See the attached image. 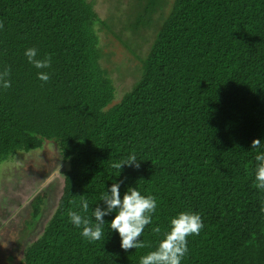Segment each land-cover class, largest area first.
<instances>
[{
    "label": "trees",
    "instance_id": "obj_1",
    "mask_svg": "<svg viewBox=\"0 0 264 264\" xmlns=\"http://www.w3.org/2000/svg\"><path fill=\"white\" fill-rule=\"evenodd\" d=\"M134 1L133 31L164 7ZM89 4L0 0V71L11 69V87L0 86V164L52 143L68 166L57 206L21 264H139L180 212L199 213L204 224L187 238L181 264H264V190L254 186L255 156L264 153V0H173L140 79L118 101L102 58L105 21ZM28 48L38 59L50 55L51 67L36 69ZM132 153L139 168L111 166ZM113 183L121 199L130 187L157 198L139 238L149 247L121 248L109 227L115 211L100 241L70 222V210L91 217L105 207L100 198ZM45 200L31 201L35 220Z\"/></svg>",
    "mask_w": 264,
    "mask_h": 264
},
{
    "label": "rangeland",
    "instance_id": "obj_2",
    "mask_svg": "<svg viewBox=\"0 0 264 264\" xmlns=\"http://www.w3.org/2000/svg\"><path fill=\"white\" fill-rule=\"evenodd\" d=\"M88 1L105 21L99 33L102 58L115 82L118 101L140 79L141 59L147 56L173 0H164V7L136 31L130 27L138 15L134 0ZM110 30L123 41H118ZM67 167L52 143L28 153L19 152L0 164V264H21L23 249L42 234L62 194V173ZM40 193L46 194V200L35 220L31 201Z\"/></svg>",
    "mask_w": 264,
    "mask_h": 264
},
{
    "label": "clouds",
    "instance_id": "obj_3",
    "mask_svg": "<svg viewBox=\"0 0 264 264\" xmlns=\"http://www.w3.org/2000/svg\"><path fill=\"white\" fill-rule=\"evenodd\" d=\"M0 27H3L0 24ZM38 51L36 48H28L25 56L28 62L36 69H48L51 67V56L46 55L43 59L37 58ZM10 68L0 71V86L4 89L11 87L9 79ZM38 79L47 83L50 76L47 72H38ZM261 140L254 139L251 143L252 149H259ZM258 162L255 171L254 186L264 190V153H258L255 156ZM135 153H132L126 160L112 163V167L119 170L124 165L140 167ZM105 207L97 206L92 211V216L87 217L79 212L70 210L68 217L70 222L77 228H81V236L89 242L100 241L104 236V217L115 211V217L109 227L111 230L118 232L121 238V248L127 252L130 249H142L150 245L142 242L139 238L142 236L145 227L152 223V215L157 209V198L153 195H142L135 188H128L121 199L120 183H113L101 196ZM80 207L83 213L89 211L87 199L81 196ZM264 211V207L261 208ZM94 218V220H93ZM204 224L199 213L180 212L177 217L170 221L169 231L163 233L155 250L140 258L139 264H181L182 259L188 252L187 238L193 235H199ZM154 234H160L161 228L154 227Z\"/></svg>",
    "mask_w": 264,
    "mask_h": 264
}]
</instances>
